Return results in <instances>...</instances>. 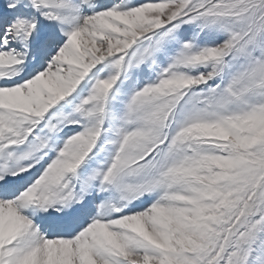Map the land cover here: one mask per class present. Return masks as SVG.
Returning <instances> with one entry per match:
<instances>
[{
    "label": "snow or ice",
    "instance_id": "obj_1",
    "mask_svg": "<svg viewBox=\"0 0 264 264\" xmlns=\"http://www.w3.org/2000/svg\"><path fill=\"white\" fill-rule=\"evenodd\" d=\"M0 264H264V0H0Z\"/></svg>",
    "mask_w": 264,
    "mask_h": 264
}]
</instances>
